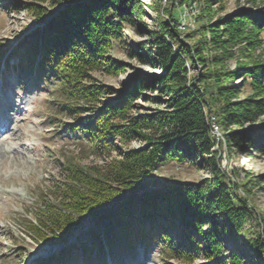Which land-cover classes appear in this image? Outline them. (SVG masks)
Here are the masks:
<instances>
[{"label":"trees","instance_id":"1","mask_svg":"<svg viewBox=\"0 0 264 264\" xmlns=\"http://www.w3.org/2000/svg\"><path fill=\"white\" fill-rule=\"evenodd\" d=\"M49 4L58 5V10L50 14L38 4H25L37 24L13 50L18 66L25 77L34 71L35 85L41 79L52 83L51 101L67 116H76L62 123L60 136L78 138L94 156L114 150L117 157L100 166L73 159L58 164L59 178L36 197L32 217H25L21 226L34 243H67L41 263H59L79 246L90 257L77 236L80 227L93 220L97 260L107 254H130L141 244L158 246L166 256L183 261L200 254L204 264H246L247 260L264 264V218L256 224L262 229L244 227L257 214L247 197L233 193L237 184L221 172L213 150L221 142L209 122L211 116L216 118L227 146L264 153V123L243 128L264 112V62H241L228 70L225 57H215L219 68L213 65L192 81L186 65L193 64V56L208 65L204 46L179 35L177 18L170 11L173 23L160 21V33L150 32L153 42L144 55L128 49L129 56H137L142 64L161 69L152 84L167 92L164 107L132 114L133 101L145 90L143 78L133 75L121 88H112L93 81L91 74L118 70L106 53L123 40L131 16L141 13L139 0H49ZM214 26L221 27L220 33L212 29L208 41L222 48L224 56L231 57L229 48L242 42L253 50L264 42V7L241 8L215 25H201L198 33ZM236 77L239 85L233 84ZM243 88L251 94L231 100ZM132 141L141 144L132 148ZM198 156L210 164L215 175L211 183L163 178L155 188L146 185L159 166L173 160L194 163ZM227 239L232 248L226 247Z\"/></svg>","mask_w":264,"mask_h":264},{"label":"rangeland","instance_id":"2","mask_svg":"<svg viewBox=\"0 0 264 264\" xmlns=\"http://www.w3.org/2000/svg\"><path fill=\"white\" fill-rule=\"evenodd\" d=\"M139 2L141 13L131 16L132 21L122 31L123 40L106 53V57L114 62L118 70L114 74H107L102 70L93 71L91 74L93 81L112 88H121L133 75L143 78L145 90H142L133 101L132 114L152 113L164 107L163 99L167 92H160L158 86L152 84L153 76L159 75L161 69L142 64L137 56H129L128 49L144 55L145 50L153 42L150 32L160 33V21L173 23L170 21V11H173L174 17L177 18L175 24L179 35L186 36L191 44L201 41V45L204 46L202 55L207 59L208 65L205 67L195 56L193 64L186 65L188 77L192 81L208 68L212 69L213 65H218L215 67L219 68L220 64H215V57L217 59L225 57L223 60L228 70H233L241 62L249 63L253 60L264 62V42L250 51L243 42L234 44L229 48L233 52L232 56L226 57L222 48L213 47L208 41L212 31L218 29L217 32L220 33L221 27L214 26L209 31L198 33L201 25H215L217 21L241 8L264 7V0H139ZM26 3L38 4L40 9H47L50 14L59 8L58 5L51 6L49 0L44 2L0 0V105L4 108L3 110L0 106V119H5L6 126L3 138H0V264H42V260L49 259L55 252H59L60 247L67 244L34 243L21 227L25 217H32L36 197L48 192V187L59 178V163L73 159L87 165L100 166L110 158L117 157L114 150L106 156H94L86 151V144L78 142V138H73L70 134L66 137L60 136L62 123L73 121L76 116H67L51 101L49 95L53 88L52 83L41 79L39 84L35 85L34 71L25 77L26 73L18 66L19 57L13 54V50L37 24L34 14L26 8ZM139 44L143 45L141 50L137 49ZM233 84H240L238 77L233 79ZM249 94L251 91L243 88L231 100L242 99ZM261 96L264 98V94ZM209 122L211 131L217 141L221 142L220 145L216 144L213 147L221 172L231 182L237 184L232 190L233 193L247 197L257 214V219L248 220L244 227L254 226L253 229H262L256 224L261 217L264 218V153H259L251 147L247 153L235 146H227L225 131L216 118L211 116ZM263 123L264 112L255 122H246L243 128L248 129ZM114 143L122 147L119 141L114 140ZM140 144V141H132L129 146L136 148ZM214 177L208 161L204 156H198L194 163L173 160L159 166L150 173L145 183L149 188H155L158 179L165 178L169 182L209 184ZM96 227L93 220H88L80 227L77 236L78 241L86 244L91 257L90 262L94 260L98 250L93 236V229ZM225 243L227 248L234 246L228 239ZM82 252L81 246L73 248L71 253L66 254L56 264H85ZM107 259H110L109 264L206 263V259L200 254H197L193 261H183L166 256L158 246L144 247L141 244L134 247L130 254H123L121 258L114 255ZM245 262L256 264L250 260Z\"/></svg>","mask_w":264,"mask_h":264}]
</instances>
